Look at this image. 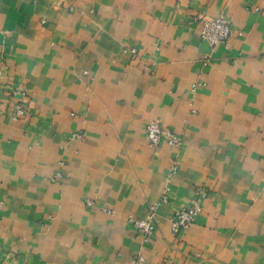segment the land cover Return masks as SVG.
Returning a JSON list of instances; mask_svg holds the SVG:
<instances>
[{
  "label": "crops",
  "instance_id": "0c3cea01",
  "mask_svg": "<svg viewBox=\"0 0 264 264\" xmlns=\"http://www.w3.org/2000/svg\"><path fill=\"white\" fill-rule=\"evenodd\" d=\"M219 15L232 35L210 47L199 19ZM152 120L180 148L149 145ZM151 206L144 238L133 222ZM137 255L264 264V0H0V264Z\"/></svg>",
  "mask_w": 264,
  "mask_h": 264
},
{
  "label": "built area",
  "instance_id": "2783aa9c",
  "mask_svg": "<svg viewBox=\"0 0 264 264\" xmlns=\"http://www.w3.org/2000/svg\"><path fill=\"white\" fill-rule=\"evenodd\" d=\"M199 20L201 24L200 37L210 47H215L217 45L226 46L228 44V40L232 35V22L228 17L225 15H219L217 17H203ZM128 51L132 55L137 54V50L134 47H130ZM15 94H18L20 98L13 100L11 117L14 120H18L27 115L25 101L28 97V94L27 90L23 87L17 88L14 92V95ZM145 138L149 145L153 147H158L162 142H165L171 147L180 148L183 142L182 135L174 132L168 127L163 126L159 120H152L146 124ZM176 170L177 163L176 161H173L170 174ZM169 195L170 188L166 186L163 189L161 200H168ZM205 196L206 191L204 189H198L197 196L192 199L186 207L174 211L169 219L170 230L174 235L189 229L193 225L196 216L202 210L201 202ZM155 213L156 207L151 206L147 217L135 219L133 222L136 229L142 234V237L144 238H149L155 231ZM131 264L147 263L144 257L137 255L132 259Z\"/></svg>",
  "mask_w": 264,
  "mask_h": 264
}]
</instances>
